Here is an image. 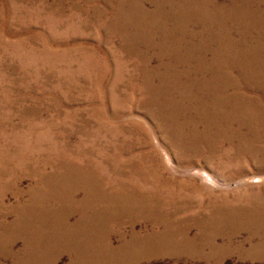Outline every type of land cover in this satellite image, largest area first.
<instances>
[{
    "label": "rangeland",
    "instance_id": "1",
    "mask_svg": "<svg viewBox=\"0 0 264 264\" xmlns=\"http://www.w3.org/2000/svg\"><path fill=\"white\" fill-rule=\"evenodd\" d=\"M55 258L264 264V0H0V264Z\"/></svg>",
    "mask_w": 264,
    "mask_h": 264
},
{
    "label": "bare ground",
    "instance_id": "2",
    "mask_svg": "<svg viewBox=\"0 0 264 264\" xmlns=\"http://www.w3.org/2000/svg\"><path fill=\"white\" fill-rule=\"evenodd\" d=\"M215 59H217V58H215ZM69 195H71V194H69ZM39 208H40V211H42V212H44L46 210L49 211L48 207L42 208V206H39ZM39 224L41 225L42 222H39ZM58 225H59L58 227H61V229L65 228L67 230V237L69 236L68 239H70V240H68L69 241L68 243L70 244V246H73V245L75 246V244L78 243V241H79V240H77L78 236L83 239L81 242L88 241V236H86V234L84 232L81 234H77L74 232V230H72L73 226H71L70 223H68V220L63 221L62 224L59 223ZM60 238L58 240H64L63 238H61V239ZM32 247H33V245L30 247V249H32ZM14 254H15V252H14ZM17 255L18 254H16L15 256H17ZM32 264H34V263H32ZM52 264H57V258L53 259Z\"/></svg>",
    "mask_w": 264,
    "mask_h": 264
}]
</instances>
